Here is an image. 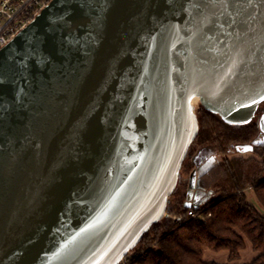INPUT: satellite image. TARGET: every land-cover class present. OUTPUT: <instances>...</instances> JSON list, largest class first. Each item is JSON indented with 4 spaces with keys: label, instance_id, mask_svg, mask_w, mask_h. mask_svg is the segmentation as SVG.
Here are the masks:
<instances>
[{
    "label": "water",
    "instance_id": "95a60500",
    "mask_svg": "<svg viewBox=\"0 0 264 264\" xmlns=\"http://www.w3.org/2000/svg\"><path fill=\"white\" fill-rule=\"evenodd\" d=\"M197 102L257 117L264 0H51L0 49V264H119L169 213Z\"/></svg>",
    "mask_w": 264,
    "mask_h": 264
},
{
    "label": "trees",
    "instance_id": "16d2710c",
    "mask_svg": "<svg viewBox=\"0 0 264 264\" xmlns=\"http://www.w3.org/2000/svg\"><path fill=\"white\" fill-rule=\"evenodd\" d=\"M197 115L199 133L168 204L169 213L183 218L176 221L167 216L153 224L125 264H264V132L260 127L264 102L257 117L246 124L227 123L202 106ZM243 144H251L253 155L228 156L232 148ZM215 152L224 157L201 176L199 184L206 193L187 207L190 186L182 177L187 163L194 170ZM250 192L261 208L250 200ZM191 208L196 217L188 216ZM206 250L226 252V260L207 261ZM246 250L254 252V257L241 263Z\"/></svg>",
    "mask_w": 264,
    "mask_h": 264
},
{
    "label": "built area",
    "instance_id": "2783aa9c",
    "mask_svg": "<svg viewBox=\"0 0 264 264\" xmlns=\"http://www.w3.org/2000/svg\"><path fill=\"white\" fill-rule=\"evenodd\" d=\"M51 0H0V49L26 27ZM198 214L191 208L188 216ZM168 217L180 221L183 215L168 213ZM125 256L119 264H125Z\"/></svg>",
    "mask_w": 264,
    "mask_h": 264
},
{
    "label": "rangeland",
    "instance_id": "374dc122",
    "mask_svg": "<svg viewBox=\"0 0 264 264\" xmlns=\"http://www.w3.org/2000/svg\"><path fill=\"white\" fill-rule=\"evenodd\" d=\"M199 108H200V105L199 103L197 102L196 103V111L198 112L199 111ZM241 148H249V151H244V149L241 150ZM252 150V146L250 144V146H242V145H237L235 146L234 148H232L229 153H228V156L229 157H234V156H251L253 155V152L251 151ZM224 157L223 154L219 153V152H215L213 154H211L209 157H207L204 162H202V164H200V166L198 167V169L194 168V170L189 167L191 166V162H188L187 164V169H185L184 171V175L182 176L185 181L189 182L190 180H193V184L196 183V180L199 179L200 181V178L201 176H203L209 168H211L212 166H215L217 164H219V162L221 161V159ZM192 170L194 172L192 178H191V175H192ZM200 187H203L200 185ZM204 189V190H203ZM202 191H204L206 193V189L203 187ZM193 193H197V192H193ZM200 193V192H199ZM197 193V194H199ZM249 195H252V196H249L250 197V200L256 205L258 206V208H261L260 207V204L258 203V201L256 200V198L253 196L252 192L249 193ZM203 198V197H202ZM202 198H200L199 201L202 200ZM199 201H196L195 203L199 202ZM264 211V209H262ZM225 253L226 252H213L211 250H206L205 253H204V259L207 260V261H211V260H215V261H218V262H223L225 260L224 256H225Z\"/></svg>",
    "mask_w": 264,
    "mask_h": 264
},
{
    "label": "crops",
    "instance_id": "0c3cea01",
    "mask_svg": "<svg viewBox=\"0 0 264 264\" xmlns=\"http://www.w3.org/2000/svg\"><path fill=\"white\" fill-rule=\"evenodd\" d=\"M242 149H244V151H247V152L249 151V148H246V149H245V148H241V150H242ZM194 188H195V184H192V189H193L192 191H193V192H195V191H194ZM199 192H200V193H199ZM198 193H199V194H195V193H193V195H192V198H193V199H194L195 197H196V199H197V200H195V202H196V201H199V200H200L199 198H201V196H200V195H201V191H198ZM250 196H252V195H250ZM192 198H191V199H192ZM193 199H192V200H193ZM253 257H254V252H252L251 250H246V251L243 253V256H242V259L240 260V262H241V263L249 262V261H251V260L253 259ZM224 258H225V260H226V253H225ZM225 260H224V261H225Z\"/></svg>",
    "mask_w": 264,
    "mask_h": 264
},
{
    "label": "flooded vegetation",
    "instance_id": "af4514ba",
    "mask_svg": "<svg viewBox=\"0 0 264 264\" xmlns=\"http://www.w3.org/2000/svg\"><path fill=\"white\" fill-rule=\"evenodd\" d=\"M208 157H209V156H208ZM201 164H202V163H201ZM199 166H200V164L196 165L195 168L198 169ZM189 185H190V181H189ZM201 189H202V187H200L199 179H197V180H196V183H195L194 191L197 192V193H198V191H201V195H200V196H201V198H202L204 195H203V191H202ZM192 190H193V189H191L190 192H189V199H190V200L193 199V198H192V195H193V191H192ZM197 193H196V194H197ZM191 198H192V199H191ZM189 199H188V200H189ZM199 199H200V198H199ZM195 200H197L196 197H195L192 201H195Z\"/></svg>",
    "mask_w": 264,
    "mask_h": 264
},
{
    "label": "bare ground",
    "instance_id": "6f19581e",
    "mask_svg": "<svg viewBox=\"0 0 264 264\" xmlns=\"http://www.w3.org/2000/svg\"><path fill=\"white\" fill-rule=\"evenodd\" d=\"M195 201H192V203H194Z\"/></svg>",
    "mask_w": 264,
    "mask_h": 264
}]
</instances>
